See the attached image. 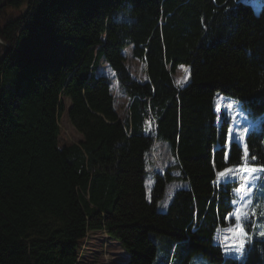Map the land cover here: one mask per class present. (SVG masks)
Listing matches in <instances>:
<instances>
[{"label":"trees","instance_id":"16d2710c","mask_svg":"<svg viewBox=\"0 0 264 264\" xmlns=\"http://www.w3.org/2000/svg\"><path fill=\"white\" fill-rule=\"evenodd\" d=\"M0 40V264H80L93 232L124 264H170L181 245L176 264L192 254L241 264L215 239L220 225L237 223L216 174L243 165L245 144L259 158L248 163H264L262 137L249 130L228 152V122L214 104L222 96L264 113V2L255 13L243 0H0ZM128 48L145 82L126 69ZM101 61L128 100L124 123L110 80L96 75ZM182 65L189 77L178 89ZM62 115L78 144L60 145ZM158 139L188 182L163 213L170 165L166 176L152 171L145 190ZM254 223L243 222L255 234L243 264H264Z\"/></svg>","mask_w":264,"mask_h":264},{"label":"rangeland","instance_id":"374dc122","mask_svg":"<svg viewBox=\"0 0 264 264\" xmlns=\"http://www.w3.org/2000/svg\"><path fill=\"white\" fill-rule=\"evenodd\" d=\"M244 2L250 4L255 13H258L261 3L264 0H243ZM125 58V67L128 70L130 76L138 81L145 82L147 80V75L145 71V66L136 60L132 54L131 49H126L124 51ZM184 68H187L184 66ZM188 69V68H187ZM96 75L105 76L110 80L111 83V95L114 99V110L118 116V119L121 123H124L128 116L127 105L128 100L121 93L117 82L115 80L114 74L107 67V65L101 61L100 65L96 71ZM186 73L183 68L178 67L174 74L172 75L173 83L176 88L180 89L182 87L178 86L176 83L178 80H182ZM189 77V72H188ZM188 81V79H187ZM185 82V85L187 83ZM184 85V86H185ZM233 104L234 108L229 109L228 105ZM214 111L218 117L221 119L224 117L227 119L226 126V136H225V147L230 150L231 144L229 143L230 137L228 136V129L231 126L233 128V134L236 136V139L240 141L239 146H244V138L249 130L251 132L259 133L262 137V149L264 151V113L259 116H250L247 112L240 106V103L235 100H231L227 97L215 98ZM61 128V137H60V145L65 144H78L81 141V137L71 128L70 124L65 115H62L60 122ZM147 132H151V127L148 125ZM252 142L254 141V136H250L249 138ZM235 143V142H234ZM229 154L227 155V157ZM226 157V158H227ZM255 162L259 159L257 155H255ZM148 171L145 178V190L149 193L152 187V178L150 173L154 170L159 171L162 175H165L166 168L170 165L173 166L175 163L174 159L169 155L166 150V143L162 140H155V145L153 150L150 152V156L148 158ZM252 162V161H251ZM262 164L258 163H248V171H250L251 167L256 166L259 167ZM225 169H232L230 173H226L224 177H220L219 173L223 172ZM223 169L222 171L216 174L217 179L222 184H229L231 194L233 198L230 200V203L233 206H238L240 204H245L246 207H241V212L243 213L245 210L247 211V215L252 217L255 221L254 226L256 228L257 237L260 240L264 241V237L260 236V231H264V193L259 192L255 186H248L252 188V191H247L245 187L244 176H242V172L245 169L242 166H229ZM167 173L174 178L170 180V182L166 185L165 191L162 195L161 200L157 203L156 209L159 213H163L166 210L167 204L170 199V195L174 189L177 188H187L188 182L181 178L179 170L176 167H171L167 170ZM261 177H264V173L259 174ZM259 184H264V180L258 182ZM236 189H241L239 193L236 192ZM240 197H243L244 200L241 201ZM251 199V204H246V202ZM233 201H237V205L233 204ZM228 219V218H227ZM233 229V231H228V229ZM245 231V230H244ZM239 229H236L235 225L227 224L220 225L218 227V231L216 233L215 239L219 241L221 245L224 246V254L225 247H233L238 246L239 244ZM254 239L255 234H249ZM228 239H225V238ZM251 239V240H252ZM106 244V247H103V244ZM86 247L82 253L80 258V264H124V256L123 252L115 246L112 240L105 239L103 234L99 232H93L88 236L87 243H85ZM185 246L181 245L175 251L170 264H176L179 257L184 254ZM230 257V256H229ZM157 259L160 258L159 255L156 256ZM187 264H210L208 260L200 254H192L188 258Z\"/></svg>","mask_w":264,"mask_h":264},{"label":"snow or ice","instance_id":"6c2138e0","mask_svg":"<svg viewBox=\"0 0 264 264\" xmlns=\"http://www.w3.org/2000/svg\"><path fill=\"white\" fill-rule=\"evenodd\" d=\"M237 2H239V0H237ZM181 68H183L184 72L186 73V75L184 76V78L182 80H178L176 83L178 84V86L183 87L185 85V82L188 79V72L189 70L187 68H184V66L182 65ZM229 109L234 108L233 104H229L228 105ZM221 119L220 117H218V120ZM226 122V121H225ZM228 136L230 137V141L229 143L235 142L237 144L240 143V141L238 139H236V136L233 134V128L230 126L228 129ZM246 139V136H245ZM244 152L245 155L243 157V165L242 167L245 169L244 172H242V176H244V180H245V187L247 189V191H252L251 187L248 186H255L256 189L261 192L264 193V184H259L258 182L261 180H264V177H261L259 174L260 173H264V165H261L259 167L253 166L251 167L250 171H248V162L249 160L254 161L256 159V157L254 155H250L248 152V148L247 145L245 144L244 147ZM232 171V169H225L223 172L219 173L220 177H224L226 175V173H230ZM241 191V189H236V192L239 193ZM240 200L243 201L244 198L240 197ZM234 205H237V201H233ZM246 204H251V199H249ZM241 207H246L245 204H240L238 206L235 207V211L234 213H231L230 216H234L236 219V229H239V244L238 246H233V247H225V253L227 255L230 256V258L241 261V264H243L244 261V257H245V253L247 251V244L251 241L252 236H250L248 233H246L244 231L243 228V222L244 221H248L249 220V216L247 215V211L245 210L243 213L241 212ZM228 231H233V229H228ZM260 236L264 237V231H260L259 233ZM225 239H228L227 237Z\"/></svg>","mask_w":264,"mask_h":264},{"label":"water","instance_id":"95a60500","mask_svg":"<svg viewBox=\"0 0 264 264\" xmlns=\"http://www.w3.org/2000/svg\"><path fill=\"white\" fill-rule=\"evenodd\" d=\"M0 45L3 46L4 50L0 55V63L2 62L7 50H8V46L6 44H4L1 40H0Z\"/></svg>","mask_w":264,"mask_h":264}]
</instances>
